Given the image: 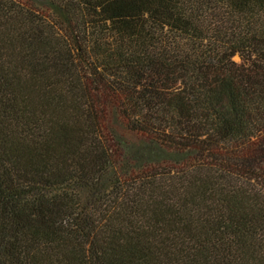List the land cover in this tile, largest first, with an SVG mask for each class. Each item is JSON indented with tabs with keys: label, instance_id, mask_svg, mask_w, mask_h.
Segmentation results:
<instances>
[{
	"label": "trees",
	"instance_id": "16d2710c",
	"mask_svg": "<svg viewBox=\"0 0 264 264\" xmlns=\"http://www.w3.org/2000/svg\"><path fill=\"white\" fill-rule=\"evenodd\" d=\"M0 264H264V0H0Z\"/></svg>",
	"mask_w": 264,
	"mask_h": 264
}]
</instances>
